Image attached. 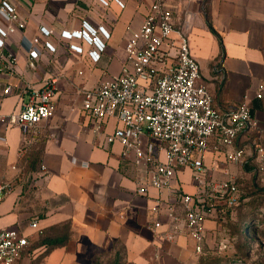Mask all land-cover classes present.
<instances>
[{
    "label": "crops",
    "instance_id": "crops-1",
    "mask_svg": "<svg viewBox=\"0 0 264 264\" xmlns=\"http://www.w3.org/2000/svg\"><path fill=\"white\" fill-rule=\"evenodd\" d=\"M26 23L23 34L13 37L18 71L40 87L46 79H58V111L28 134L22 153V131L6 128L0 121V184L9 195L0 205V230H17L30 244L15 264H192L195 242L183 232L171 240L172 230L165 204L156 207L155 190L148 196L137 192L143 174L133 157L125 158L119 143L107 145L93 131L83 110V90H91L118 75L126 59L127 27L138 30L156 0H7ZM180 25L191 19L189 44L201 66L202 81L220 112L237 109L244 96L252 109V126L232 147H221L213 138L205 153V165L218 181L237 180L244 166L227 159V153L244 150L247 163L254 141L264 144V0H165ZM121 3V4H120ZM103 27L109 34L98 63L85 41L61 39L62 32ZM40 27L53 32L49 41L55 53L43 50L36 75L27 68V55L19 41L32 40ZM71 45L83 52L76 53ZM18 46V47H17ZM18 86L17 79H11ZM3 85L0 84V94ZM21 90L2 101V115L19 111L27 95ZM21 95V96H20ZM115 119L103 124L111 134ZM250 160V159H249ZM194 172L177 174L173 188L195 193ZM162 212V214H159ZM216 213L206 222L215 229ZM38 221L37 230L31 228ZM161 226L156 227V223Z\"/></svg>",
    "mask_w": 264,
    "mask_h": 264
},
{
    "label": "built area",
    "instance_id": "built-area-1",
    "mask_svg": "<svg viewBox=\"0 0 264 264\" xmlns=\"http://www.w3.org/2000/svg\"><path fill=\"white\" fill-rule=\"evenodd\" d=\"M175 19L165 0H156L140 29L127 27L126 59L121 72L80 94L93 131L102 136L107 145L121 144L122 155L133 157L143 173L137 183L138 194L148 196L155 190L156 207L166 205L165 214L172 230L170 239L187 233L195 242V253L200 255L209 238L206 222L213 212L217 213L214 203L223 202L232 208L239 193L231 179L215 181L209 178L205 153L213 138L219 145L216 151L221 147H232L252 126V109L247 102L248 96H244V103L237 109L220 112L214 108L212 95L202 81L201 66L191 53V19L186 17L180 25ZM25 30L26 23L16 8L7 0H0V84L3 85L0 121L7 129L20 128L22 153L29 144V132L54 118L58 111V79H46L36 87L18 71L13 37ZM99 34L109 39L103 27L95 30L84 23L80 31L62 32L60 40L77 38L85 41L94 48L88 53L89 58L98 63L106 49ZM52 35L50 29L40 27L32 40L23 36L19 41L27 55V68L33 75H36L43 50L56 52V47L49 41ZM70 49L83 52L75 45ZM11 79H17L19 85L13 86ZM15 90H21V95H27L28 100L22 101L19 111L2 115L3 99ZM263 92L264 86H260L258 99L263 98ZM111 119H115L119 127L108 134L103 131V124ZM256 158L264 162L263 147L257 148ZM227 159L240 166L247 164L241 149L228 152ZM185 169L194 172L197 191L191 195L182 188L172 187L177 174ZM10 191L8 184H0V205ZM30 226L42 234L38 221H33ZM155 226H161V222ZM29 244V238L17 230H0V264L17 263Z\"/></svg>",
    "mask_w": 264,
    "mask_h": 264
},
{
    "label": "rangeland",
    "instance_id": "rangeland-1",
    "mask_svg": "<svg viewBox=\"0 0 264 264\" xmlns=\"http://www.w3.org/2000/svg\"><path fill=\"white\" fill-rule=\"evenodd\" d=\"M262 140L254 141L245 171L232 179L239 189L235 206L214 203L215 229L192 264H264V162L256 158L257 148H264ZM209 178L215 180L212 174Z\"/></svg>",
    "mask_w": 264,
    "mask_h": 264
},
{
    "label": "trees",
    "instance_id": "trees-1",
    "mask_svg": "<svg viewBox=\"0 0 264 264\" xmlns=\"http://www.w3.org/2000/svg\"><path fill=\"white\" fill-rule=\"evenodd\" d=\"M205 246H206V244H205ZM205 246H204V249H205Z\"/></svg>",
    "mask_w": 264,
    "mask_h": 264
}]
</instances>
